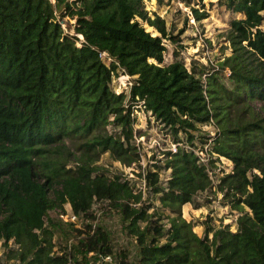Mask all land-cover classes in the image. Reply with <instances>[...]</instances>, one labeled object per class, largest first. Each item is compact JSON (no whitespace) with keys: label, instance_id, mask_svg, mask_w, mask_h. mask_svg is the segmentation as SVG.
Returning a JSON list of instances; mask_svg holds the SVG:
<instances>
[{"label":"trees","instance_id":"16d2710c","mask_svg":"<svg viewBox=\"0 0 264 264\" xmlns=\"http://www.w3.org/2000/svg\"><path fill=\"white\" fill-rule=\"evenodd\" d=\"M220 2L232 14L231 53L211 71H188L176 53L165 62L163 21L149 19L142 0H0V242L11 264H88L108 254L133 264L114 253L95 202L120 212L134 264H264V0ZM65 16L75 19L72 34ZM120 71L132 78L127 95L109 87ZM139 104L176 145L142 171L159 208L121 172L95 164L104 152L139 164ZM210 123L213 136L197 138ZM198 142L207 164L192 151ZM220 157L232 169L218 176ZM212 187L248 211L235 231L205 221L201 237L181 208H199L196 195ZM66 203L78 227L49 217Z\"/></svg>","mask_w":264,"mask_h":264},{"label":"rangeland","instance_id":"374dc122","mask_svg":"<svg viewBox=\"0 0 264 264\" xmlns=\"http://www.w3.org/2000/svg\"><path fill=\"white\" fill-rule=\"evenodd\" d=\"M142 1L149 19L155 20L159 17L163 21L165 34L162 35V39L166 47L165 62H168L176 53L188 71L194 69L197 71H211V68H217L218 63L231 53V48L226 40V32L232 14L221 4L220 0ZM56 15L58 19V13ZM59 22L64 32L73 33L74 18L65 16ZM144 27L151 33H157L153 27L145 22ZM105 64L108 65L109 62ZM223 72L228 73L227 69ZM131 83V76L120 71L116 76H112L109 87L115 93L122 92L127 95ZM261 106L255 104L256 110L259 111ZM134 113L137 117L135 129L137 133L140 132L135 141L140 154L139 164L126 167L118 160H114L108 152L101 154L95 164L99 166V170L110 175L121 172L130 184L133 183L138 190L140 189L142 198L146 203H152L154 207L159 208L160 202L157 196L148 190L144 181L145 174L142 170L153 169L152 165L163 161L164 153L172 150L175 144L172 137L167 134L166 129L152 116L145 115L142 108H137ZM215 130L216 126L213 123L204 124L200 127L199 132H195V135L197 138L203 136L206 139V137L213 136ZM67 144L70 149L73 148L69 141H67ZM198 147L196 148L197 152L200 151L198 149H203V145L199 142ZM204 154L205 152L203 154L199 152L201 156ZM219 159L220 162H218L215 172L218 176H221L232 169V163L224 157ZM74 165L75 162H71L68 167ZM167 175L168 172L162 170L159 174V182L163 183ZM211 178L215 183V177L212 176ZM195 202L200 203L201 206L195 208V203L184 204L181 208V215L187 222H191L192 230L201 237L203 236L205 221L210 219V223L214 228L228 225L232 231H235L237 217L248 211L245 206H242L243 210L232 208L223 197V194L213 187L199 192L195 197ZM59 211V209L51 210L49 217L57 220L56 217ZM94 211L99 212L100 224L111 235L114 253L124 251L127 253L128 259L134 264L137 256L135 239L128 235L127 230L123 228L120 212L110 209L106 206V203L100 202L95 203ZM151 211L152 209H149V212ZM163 211L168 213V210ZM162 222L165 223L166 220L164 219ZM4 250L2 242H0V264H11V261L6 259Z\"/></svg>","mask_w":264,"mask_h":264},{"label":"built area","instance_id":"2783aa9c","mask_svg":"<svg viewBox=\"0 0 264 264\" xmlns=\"http://www.w3.org/2000/svg\"><path fill=\"white\" fill-rule=\"evenodd\" d=\"M98 56L100 59H102L104 61V63L110 61V58L108 57L107 53H105V52H99ZM136 107L142 108L143 113L145 115L151 116V112L145 110L140 104L137 105ZM134 112H135V110H134ZM204 147H205V149H204ZM204 147H203V149H198V150H200L199 152H201V154H203V152H205V154H207L208 147H207V145H205ZM172 150L173 151L176 150V145H173ZM192 151H194L197 154L200 162L207 164V159H208L207 155H205V154L202 156L199 155V152H197L196 149H194V148H192ZM139 191H140V189H139ZM95 203L93 204L92 208H94ZM96 216L99 217V212L98 213L96 212ZM56 218L58 221H61L63 223H72L75 227H78L80 225V216L73 213L72 208H71L69 203H66L64 205L63 209L58 212ZM90 255H92V253ZM88 264H116V263H115L114 256L111 254H108V255H100L95 260L90 261Z\"/></svg>","mask_w":264,"mask_h":264},{"label":"clouds","instance_id":"9594fccd","mask_svg":"<svg viewBox=\"0 0 264 264\" xmlns=\"http://www.w3.org/2000/svg\"><path fill=\"white\" fill-rule=\"evenodd\" d=\"M78 36L81 38V36H80V35H78ZM135 110H137V108H136Z\"/></svg>","mask_w":264,"mask_h":264}]
</instances>
